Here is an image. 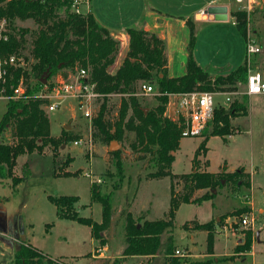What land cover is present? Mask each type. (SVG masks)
Masks as SVG:
<instances>
[{"label": "trees", "instance_id": "1", "mask_svg": "<svg viewBox=\"0 0 264 264\" xmlns=\"http://www.w3.org/2000/svg\"><path fill=\"white\" fill-rule=\"evenodd\" d=\"M72 0H0V17L9 21V37L0 42V51L4 55L21 56L26 66L31 67L32 77H39L47 71L49 79L60 74L66 77L76 69L87 70L91 81L96 83L100 96L90 119L93 140L103 144L122 141L127 132H133L130 142L132 149L138 152L139 159H146L151 169L146 179L169 178V206L162 217L148 219L123 211L124 248L120 260L131 255H153L160 250L161 237L168 233L167 243L162 249L163 258L159 264H178L180 258L173 255L171 230L174 225L176 210L181 203L200 204L213 198L218 186L240 182L249 186L250 177L241 167L234 171H202L196 166L185 173H173L171 163L173 151L179 146L183 123L167 115L168 95L191 90L229 91L238 88L237 82L246 79L244 63L228 70L225 74L211 75L195 60L194 24L186 20L189 29L185 72L179 76H169L164 41L152 32L141 28L128 27L127 47L118 66L109 71L119 51V40L100 25L91 12L76 13L71 10ZM235 26L241 36H245L247 13L244 9L231 11ZM264 20V9L262 11ZM31 19L35 28L21 27L15 20ZM264 70V69H263ZM9 83L15 84L22 73L27 81V68L10 70ZM36 83L39 86L40 81ZM142 81L151 83L155 92V105L144 111L142 94H138V84ZM112 95L118 96V105L112 113L110 102ZM245 95V94H244ZM43 100L39 98L9 100L0 119V135L10 127L12 143L0 141V179L10 178L12 185H17L29 173L24 163L22 175L14 173L18 155L24 153H43L47 149L54 151L62 142H68L75 135L69 130H61L60 136L50 133V123ZM241 111L247 113L243 100L235 96L227 105L217 103L214 106L210 123V134L225 136L234 131L230 117ZM182 121V118L179 119ZM208 137L200 143L198 149L206 150ZM72 141V140H71ZM115 163L120 165V150L110 151ZM64 174H70L65 172ZM246 178V179H244ZM223 180V183H222ZM180 185L176 188V185ZM117 187V185H116ZM201 191L200 193H196ZM56 206V213L61 218H69L90 228V235L101 239V232L109 225L112 207L110 194L101 192L96 183L91 184V199L102 206L101 221L81 216L76 211L74 195H49ZM250 211L246 206L235 209L231 214L240 219L243 213ZM238 219V220H239ZM188 230L206 232V250H213L214 227L211 220L199 222L191 219L184 222ZM244 240L234 246V254L249 250L253 236L250 227L242 229ZM234 256V255H233ZM232 256V257H233ZM119 260V261H120ZM117 262V260H114ZM12 264H59L56 259L42 253L28 242H21L14 252Z\"/></svg>", "mask_w": 264, "mask_h": 264}, {"label": "rangeland", "instance_id": "2", "mask_svg": "<svg viewBox=\"0 0 264 264\" xmlns=\"http://www.w3.org/2000/svg\"><path fill=\"white\" fill-rule=\"evenodd\" d=\"M231 3L234 10L240 9V3L235 0ZM80 9L84 12L85 4ZM263 9L264 0H258L250 12V24L255 30L254 38L262 46L258 63L261 71H264ZM227 22L229 27L231 15ZM15 23L29 29L36 25L31 19H16ZM205 27L197 29L195 33L201 51L198 58L213 66L223 61L221 54L227 41L218 35L216 48L221 47L222 52L209 48L205 42ZM232 27L244 47V38L236 26ZM225 36L228 39V35ZM126 47L119 43L115 58L118 63L124 56ZM115 68L109 69L113 71ZM33 87L38 89L36 85ZM239 90L242 91L243 87L240 86ZM171 94L168 95L167 115L168 106L174 102ZM235 96L244 101L247 113L239 111L230 117L234 131L225 136L211 135L210 123L198 135L181 136L178 148L172 152L174 158L171 171L185 173L191 171L193 166L210 172L234 171L241 167L249 174V186L239 184V181L236 184L229 182L218 186L211 199L200 204L185 202L179 205L170 232L173 250L184 252L182 256L173 253L180 258L178 264H264V94L239 93ZM140 97L143 98L142 103L147 105L144 111L155 105L153 93L142 94ZM214 98L218 103L227 105L225 95L217 94ZM111 101L115 103L112 108L114 113L118 96L112 95ZM5 109V101L0 100V119ZM46 113L51 135L60 136L61 130H69L75 137L72 141L62 142L53 152L47 149L43 153L18 155L14 173L22 175L24 163H27L29 173L17 185L13 186L9 177L0 179V217L7 222L8 228L10 220L13 221V226L16 223L20 233L17 236L14 228L10 232L0 226V264H12L19 244L27 241L42 253L56 259L59 264H159L162 249L167 243L166 232L162 234L160 250L154 257L131 255L126 260H120L124 248L122 212L129 210L136 219L140 215L148 219L162 217L169 206V178H145L151 167L146 159H139L138 152L132 149L130 142L133 140V132H127L121 142L116 141L115 150H120V165H117L110 153L114 151L109 148L110 144L93 140L91 121L81 116L74 101L67 100L59 108ZM169 116L177 117L175 109ZM205 137L208 138L204 152V149L199 150L198 147ZM75 139L81 140L79 147L73 144ZM13 140L10 127H6L0 135V141L12 143ZM66 171L70 174H64ZM92 183L98 184L101 192L110 194L113 209L109 225L100 234L101 239H93L87 225L59 217L56 206L48 198L49 195L77 196L74 206L79 215L99 222L102 218V206L100 202L91 199ZM179 186L176 185V188ZM251 203L255 219L251 229L255 239L249 250L242 255L234 254L235 244L244 240V227L238 222L239 217L231 213L239 207H248ZM191 219L213 222L215 233L212 253L206 250L205 231L183 227L184 222ZM99 254L105 255V258L96 259L95 256Z\"/></svg>", "mask_w": 264, "mask_h": 264}, {"label": "built area", "instance_id": "3", "mask_svg": "<svg viewBox=\"0 0 264 264\" xmlns=\"http://www.w3.org/2000/svg\"><path fill=\"white\" fill-rule=\"evenodd\" d=\"M240 3V9L247 13V23L245 28V50L244 61L246 67V79L244 82L238 81V88L229 91H201L191 90L180 93H172L177 99L174 120L183 123L181 136L198 135L208 124L213 116L214 106L218 103L214 96L225 95L227 104L232 97L239 93L245 95L264 94V71H261L258 63L262 54V46L254 38L255 30L250 24V12L258 0H235ZM88 4V0H72L71 10L76 13H83L80 6ZM9 21L6 17H0V42L8 40ZM27 68L28 78L24 80L22 73L15 84L9 83L10 70ZM30 66H26L21 56L16 54L4 55L0 51V100L7 103L9 100L39 98L43 100V109L52 111L59 108L65 101L75 102L81 116L90 121L96 105V99L100 93L96 90V83L90 80L88 72L84 68L76 69L73 73H68L66 77L60 74L53 75L45 83L40 82L38 89L33 86L38 80L32 77ZM39 82V81H38ZM240 86L243 90L240 91ZM155 92L154 86L142 81L138 84V94H151ZM182 118V121L179 119ZM81 140L75 139L73 144L80 145ZM254 215L251 212L242 214L238 222L242 227H253ZM176 255H184V252L175 249Z\"/></svg>", "mask_w": 264, "mask_h": 264}, {"label": "crops", "instance_id": "4", "mask_svg": "<svg viewBox=\"0 0 264 264\" xmlns=\"http://www.w3.org/2000/svg\"><path fill=\"white\" fill-rule=\"evenodd\" d=\"M231 2L232 0H88V4L85 5L86 9L83 13L88 11L91 12L96 21L105 27L111 36L119 40V43H122L123 46H127L128 39L126 28L128 27L141 28L156 34L165 44L167 72L169 76H179L185 72L187 43L189 38V29L186 20H191L193 22L194 34L197 29L200 30L203 26H206L207 37L205 42L209 48H214L218 50V52H222L220 50L221 47L216 48L218 45L216 43L218 35H221L222 38H225L224 40L227 41L226 48L223 54H221L223 56V61L213 66H211L212 64L208 65L206 62H202L198 58L201 51L198 36H196V34L193 55L196 62L201 67L207 70L211 75H216L225 74L228 70L244 61L245 46L243 47L242 41L234 32L232 26H235V21L232 16V26L229 25V27H227L228 17H230L231 11L235 8L232 6ZM210 6H225L227 18L214 19L213 14L207 17L208 13L204 11ZM226 27L227 29H225ZM214 32L216 34H214ZM225 34L228 35V39ZM223 39L221 40L222 42H224ZM119 63L115 60L108 69L115 68ZM207 67H209L211 71L208 70ZM172 98L173 100L176 99L173 95ZM247 206L250 209L249 212L252 213V203ZM191 236L193 235L191 234ZM254 239L255 237L253 240ZM243 253L240 254L242 255ZM155 255L156 253L148 256L154 257ZM95 258L99 260L100 258H105V255L99 254L96 255ZM162 258L163 254L161 256V261Z\"/></svg>", "mask_w": 264, "mask_h": 264}, {"label": "water", "instance_id": "5", "mask_svg": "<svg viewBox=\"0 0 264 264\" xmlns=\"http://www.w3.org/2000/svg\"><path fill=\"white\" fill-rule=\"evenodd\" d=\"M204 12L208 13L207 17H210L211 14H213L214 19H226L227 18V10L225 6H210L208 7ZM48 72L45 71L40 77L39 81L42 83H45L48 77ZM177 99L174 100L172 105L168 106L169 115L172 114L173 110L176 107ZM69 125H65V127H68ZM117 147V143L115 140L110 142L109 148L112 150H115ZM215 192V190H213ZM21 239H23V236H21Z\"/></svg>", "mask_w": 264, "mask_h": 264}, {"label": "flooded vegetation", "instance_id": "6", "mask_svg": "<svg viewBox=\"0 0 264 264\" xmlns=\"http://www.w3.org/2000/svg\"><path fill=\"white\" fill-rule=\"evenodd\" d=\"M8 223H9V228L7 227L8 225H7V222L4 220V218L3 217H0V226L3 227V228H5V229H9L10 232L14 228L15 231H16L17 236H19L20 233L18 231L19 229H18L16 223L14 224V226H13V221L10 220Z\"/></svg>", "mask_w": 264, "mask_h": 264}]
</instances>
